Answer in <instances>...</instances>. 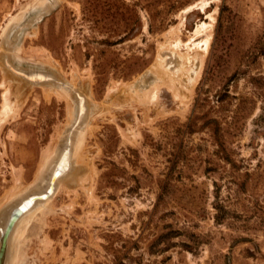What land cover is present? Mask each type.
<instances>
[{
	"label": "rangeland",
	"instance_id": "obj_1",
	"mask_svg": "<svg viewBox=\"0 0 264 264\" xmlns=\"http://www.w3.org/2000/svg\"><path fill=\"white\" fill-rule=\"evenodd\" d=\"M0 110L9 264H264V0H0Z\"/></svg>",
	"mask_w": 264,
	"mask_h": 264
},
{
	"label": "bare ground",
	"instance_id": "obj_2",
	"mask_svg": "<svg viewBox=\"0 0 264 264\" xmlns=\"http://www.w3.org/2000/svg\"><path fill=\"white\" fill-rule=\"evenodd\" d=\"M183 58V56H182ZM185 58V57H184ZM199 59V58H198ZM160 60V59H159ZM184 61V60H183ZM185 62V61H184ZM191 67V66H190ZM168 69V68H167ZM189 69V67H188ZM170 71V70H169ZM156 74V73H155ZM155 78V77H154ZM173 80V79H172ZM177 80V79H176ZM168 81V79H167ZM171 81V80H170ZM195 83V82H194ZM173 88V87H172ZM156 90V89H155ZM154 90V91H155ZM135 91V90H134ZM150 91V90H149ZM154 91L152 93H154ZM156 92V91H155ZM148 94V93H147ZM151 94V93H150ZM149 95V94H148ZM147 95V96H148ZM146 96V95H145ZM147 98V97H146ZM150 98V97H149ZM148 99V98H147ZM149 100V99H148ZM18 106V105H17ZM16 106V107H17ZM8 107V106H7ZM15 107V108H16ZM9 111L11 109L8 108ZM13 109V108H12ZM4 110V109H3ZM1 111V110H0ZM14 111H17V110H14ZM6 115V114H5ZM14 115H16V112H14ZM6 117V116H5ZM4 119V118H3ZM6 121V120H5ZM79 138V137H78ZM82 139V138H81ZM78 141V140H77ZM76 141V142H77ZM84 143V142H83ZM82 143V144H83ZM81 144V143H80ZM80 146V145H79ZM78 146V148H79ZM76 148V146H75ZM76 148V149H78ZM75 149V151H76ZM70 150V149H69ZM78 151V150H77ZM79 152V151H78ZM77 152V153H78ZM81 152V151H80ZM83 152V151H82ZM81 152V153H82ZM69 151H65L64 152V155H62L63 157L58 161V163L55 165L54 169H53V172H52V175L56 172H62V171H65L67 169V165L69 164V159H68V154ZM84 153V152H83ZM79 153L77 154V158H79ZM48 156V155H46ZM76 156V155H75ZM82 156V155H81ZM48 165L49 167V164H46ZM47 167V168H48ZM46 168V167H45ZM42 171V169H41ZM57 174V173H56ZM61 176V175H60ZM51 181H52V177H51ZM51 181L48 185V188L50 187V184H51ZM84 182V181H83ZM45 192V191H44ZM44 192H41V193H44ZM39 193V194H41ZM31 195V194H29ZM25 196L22 201L13 206L12 208H10V212H9V215L6 216V222L0 227V261H1V264H9V254H10V249H11V242L13 240V238H15V236L18 235V237H20L22 235V233L27 229L28 226H26L24 223L25 221L27 222V219L26 217L29 215L30 211L34 209L35 205L39 202V201H49L50 198L46 199V200H39V195L38 194H34V195H31V196ZM27 197V198H26ZM25 204V208L27 207L26 210H24L26 213L20 217V211H18V207L21 206V205H24ZM42 206V205H41ZM40 206V208H41ZM44 208V207H42ZM24 209V208H23ZM36 210V209H35ZM42 210V209H40ZM9 211V210H8ZM38 211V210H37ZM35 214V213H34ZM30 216V215H29ZM28 216V217H29ZM26 219V220H25ZM22 222V224H21ZM28 225V223H27ZM20 227V228H19ZM15 240V239H14ZM17 240V239H16ZM17 242V241H16ZM17 245V244H16ZM21 245V244H20ZM19 245V246H20ZM20 249V248H18ZM14 250V249H13ZM21 250L18 251V256L13 259V264H21L23 263V255L21 254L20 252ZM14 252H16L14 250ZM14 252L12 254H14ZM14 256V255H13ZM12 256V257H13ZM11 260V259H10Z\"/></svg>",
	"mask_w": 264,
	"mask_h": 264
},
{
	"label": "water",
	"instance_id": "obj_3",
	"mask_svg": "<svg viewBox=\"0 0 264 264\" xmlns=\"http://www.w3.org/2000/svg\"><path fill=\"white\" fill-rule=\"evenodd\" d=\"M67 141H70V138L67 140ZM66 143L68 144V142H65L64 143V147H63V149H62V152L63 151H68L66 148H67V146H66ZM57 173V174H56ZM56 173H54L53 175H52V181H51V184H50V187L49 188H47L46 189V191L44 192V193H41V194H39V193H37L39 196V200H45V199H47L48 197H50L53 193H54V191H55V181L57 180V178L60 176V175H62L63 173H64V171H62V172H56ZM25 206V204L24 205H21V206H19L17 209H18V211H20V217L25 213V211L24 210H26L27 209V207L25 208L24 207ZM24 208V209H23ZM0 264H1V261H0Z\"/></svg>",
	"mask_w": 264,
	"mask_h": 264
}]
</instances>
